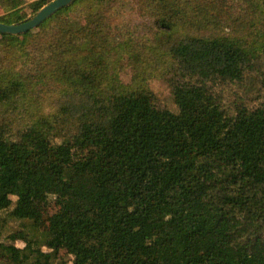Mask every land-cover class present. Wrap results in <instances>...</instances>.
Wrapping results in <instances>:
<instances>
[{"label":"trees","instance_id":"trees-1","mask_svg":"<svg viewBox=\"0 0 264 264\" xmlns=\"http://www.w3.org/2000/svg\"><path fill=\"white\" fill-rule=\"evenodd\" d=\"M77 3L0 34V264H264V0Z\"/></svg>","mask_w":264,"mask_h":264},{"label":"water","instance_id":"water-1","mask_svg":"<svg viewBox=\"0 0 264 264\" xmlns=\"http://www.w3.org/2000/svg\"><path fill=\"white\" fill-rule=\"evenodd\" d=\"M78 1L79 0H53L41 10H39L35 15L20 23L9 25L0 22V34H8L13 36L24 35L40 27L41 24L56 14L59 10L72 6Z\"/></svg>","mask_w":264,"mask_h":264},{"label":"rangeland","instance_id":"rangeland-1","mask_svg":"<svg viewBox=\"0 0 264 264\" xmlns=\"http://www.w3.org/2000/svg\"><path fill=\"white\" fill-rule=\"evenodd\" d=\"M25 1H28V2H32V1H36V0H25ZM88 4V0H79L77 5L80 6V7H83L85 8ZM3 14V10H2V7L0 5V15ZM133 22L134 24H141V20H139L137 17H134L133 18ZM124 80L126 82H129L130 80V74H127L124 76ZM150 87L157 93V95L162 99V101L164 102V104H167L169 106H173V102L171 100V90H170V86L169 84L160 79V78H155V79H152L150 81ZM54 192H53V195L52 197L50 198L49 200V203L44 206L43 210L44 212H51L52 210H55L56 207H57V204L59 202V200H61L62 198L59 196V193H58V185H54ZM89 192L92 194V197L94 200H98L99 199V195L98 193L96 192V190L93 188V187H89L88 188ZM19 246L20 247H23L24 245L22 243H19Z\"/></svg>","mask_w":264,"mask_h":264}]
</instances>
